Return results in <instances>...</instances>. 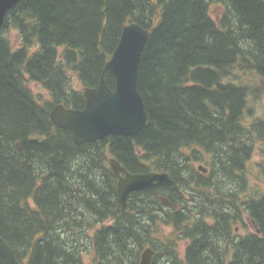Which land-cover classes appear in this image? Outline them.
I'll use <instances>...</instances> for the list:
<instances>
[{
    "label": "trees",
    "instance_id": "obj_1",
    "mask_svg": "<svg viewBox=\"0 0 264 264\" xmlns=\"http://www.w3.org/2000/svg\"><path fill=\"white\" fill-rule=\"evenodd\" d=\"M131 23L149 31L137 79L146 125L77 146L50 111L84 107ZM263 99L264 0L15 5L0 28V264H139L147 247L151 264H264V189L249 176ZM110 158L170 180L121 211Z\"/></svg>",
    "mask_w": 264,
    "mask_h": 264
},
{
    "label": "water",
    "instance_id": "obj_2",
    "mask_svg": "<svg viewBox=\"0 0 264 264\" xmlns=\"http://www.w3.org/2000/svg\"><path fill=\"white\" fill-rule=\"evenodd\" d=\"M23 0H0V28L7 12ZM149 37V31L136 23L126 25L119 42L101 73L96 88H84L82 109L65 108L57 104L50 111V120L56 127L68 130L77 146L96 143L107 136H134L147 121L143 100L137 91V79L141 54ZM105 71L114 77L111 89L104 80ZM115 178L116 198L121 211L127 209L131 193L154 183L168 182V174L158 172L130 173L114 158L108 161ZM206 173L207 169L198 166ZM154 251L147 247L141 253L139 264H151Z\"/></svg>",
    "mask_w": 264,
    "mask_h": 264
},
{
    "label": "rangeland",
    "instance_id": "obj_3",
    "mask_svg": "<svg viewBox=\"0 0 264 264\" xmlns=\"http://www.w3.org/2000/svg\"><path fill=\"white\" fill-rule=\"evenodd\" d=\"M211 10L213 13H218L220 11V9L216 6H212ZM212 14V16L216 19L215 15ZM10 38H11V43L13 44V46H18V36L17 33L13 30L10 32ZM73 85L76 86L78 88V84L76 79L73 80ZM29 87L32 89V91L35 94H42L44 96H46L45 92L41 89V87L33 82H29ZM263 104H264V99H263ZM264 165V144H257L255 151L252 155V158L250 160L249 163V176L250 179L252 181L253 185H257L260 189H264V180L263 178L260 176V167ZM198 166H204L202 164H196V167L198 168ZM204 173V172H203ZM243 231H240V233H242ZM88 256L89 255H85V261H88Z\"/></svg>",
    "mask_w": 264,
    "mask_h": 264
},
{
    "label": "bare ground",
    "instance_id": "obj_4",
    "mask_svg": "<svg viewBox=\"0 0 264 264\" xmlns=\"http://www.w3.org/2000/svg\"><path fill=\"white\" fill-rule=\"evenodd\" d=\"M101 76V75H100ZM100 79V78H99ZM110 169V168H109ZM111 171V170H110ZM113 174V173H112ZM117 184V183H116Z\"/></svg>",
    "mask_w": 264,
    "mask_h": 264
}]
</instances>
